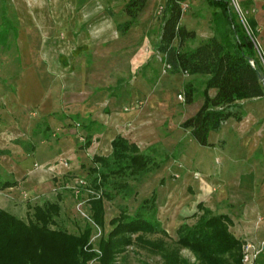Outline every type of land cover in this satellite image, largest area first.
Listing matches in <instances>:
<instances>
[{"label":"rangeland","instance_id":"1","mask_svg":"<svg viewBox=\"0 0 264 264\" xmlns=\"http://www.w3.org/2000/svg\"><path fill=\"white\" fill-rule=\"evenodd\" d=\"M127 1L77 0L78 9L70 13L69 34L62 33L59 45L46 47L45 68L37 72L46 94L51 93L57 101L56 109L44 116H35L33 109L28 108L9 114L10 124L17 126V136L28 138L35 146L48 142L46 149L56 151L64 139L73 141L70 155H61L54 167H47L55 168V175L58 168L63 169L64 174L60 172L55 178L54 190L26 208L57 203L59 213L52 228L77 235L90 224L91 243L97 251L100 238L106 237L113 228L109 221L120 212L133 215L142 201L154 193L156 216L167 236L126 235L129 243L120 248L114 264H172L168 255L192 263L191 252L176 243V229L182 222L193 225L197 221L194 215H201L195 209L197 202L216 215V169H220L221 159L212 154L211 148L198 145L189 130L180 125L200 108L207 76L171 74L166 69L163 56L157 51L161 11L166 0H147L134 22L122 33L118 25L132 21L123 12ZM230 6L239 25L244 29L248 27L255 43V56L264 70V39L258 28L250 27L248 6L243 0H230ZM182 8L180 25L195 34L194 39L184 43V50L219 37L222 30L228 29L220 19L219 10L205 0H188ZM0 9L4 14L5 6ZM4 25L8 30V24ZM8 41L13 52L0 54L2 97L19 93L16 82L23 74L17 66L20 55L14 49L16 38L12 36ZM188 87L192 88L191 103L185 101ZM208 93L213 95L214 91ZM237 104L243 111L242 119L227 120L211 137L218 152L230 155L235 174L252 175L254 190L260 191L264 186V96ZM3 110L0 102V113ZM133 110L145 112L144 121L157 133L156 141L141 144L140 148L152 156L159 169L139 183L131 182L133 194H118L110 201H103L105 224L102 229L90 219L88 199L94 194L86 182L88 169L93 166L90 158L94 154L109 156L111 153L110 137L107 138L103 123L108 126L117 112ZM2 120L5 119L0 117V125ZM10 137L14 139V135ZM10 141L12 151L20 150L14 140ZM184 160L185 175L182 176L175 172V167ZM196 174L199 179H195ZM161 180H164L163 185ZM204 183H209L210 187H204ZM262 241L264 239H254L244 244H251L258 251ZM262 255L264 251H258L247 264H256ZM88 264L99 263L92 260Z\"/></svg>","mask_w":264,"mask_h":264},{"label":"trees","instance_id":"2","mask_svg":"<svg viewBox=\"0 0 264 264\" xmlns=\"http://www.w3.org/2000/svg\"><path fill=\"white\" fill-rule=\"evenodd\" d=\"M147 0H128L123 12L132 21L119 24L125 33L134 22ZM188 0H166L161 11V29L157 51L163 56L166 69L171 74L207 76L203 102L197 112L184 120L181 128L189 130L191 138L200 146L211 147L210 133L217 132L229 119L240 121L243 111L237 102L264 96V70L255 56L254 44L244 28L237 22L229 0H205L219 10L222 22L228 26L219 37H212L193 49H183L186 41L195 37L180 25L182 6ZM250 27L253 29L251 22ZM253 63V65H252ZM213 90L214 94L209 95ZM186 103L192 102V88L185 92ZM18 144L25 145L21 141ZM89 146V142L85 144ZM0 154L4 152L0 151ZM86 182L94 191L88 199L90 219L99 228L104 227L103 201L118 194H133V183L159 169V164L149 154L118 135L111 142L109 156L95 155L91 159ZM163 184V180L160 182ZM6 186V185H4ZM202 214L193 225L182 222L176 230V243L191 252L194 262L167 258L172 264H243L244 242L229 231L225 215H213L198 204ZM25 220L0 210V264H114L123 245L129 243L126 235L138 233L167 236L157 218L154 194L143 200L133 215L120 212L109 221L113 226L106 237H101L97 251L91 243L92 227L87 224L77 235L55 226L57 203L35 205Z\"/></svg>","mask_w":264,"mask_h":264},{"label":"crops","instance_id":"3","mask_svg":"<svg viewBox=\"0 0 264 264\" xmlns=\"http://www.w3.org/2000/svg\"><path fill=\"white\" fill-rule=\"evenodd\" d=\"M243 1L251 14L249 21L254 28L259 29L260 36L264 39V0ZM77 3V0H0V8H6L4 14L0 9V54L13 52L8 40L12 36L15 37L14 49L20 55L17 66L23 71L16 82L20 87L19 93L0 96L4 109L0 117L5 119L0 125V151L4 152L0 154V210L23 220L31 211L26 205L38 203L54 190V185L57 184L55 178L58 173H63V169L58 168L55 175L56 169L53 167L61 155H70L73 141L64 139L56 151H51L49 147L46 149L45 144L48 142L35 146L28 138L24 140L17 136V126L10 124L9 114L14 115L28 108L33 109L35 116H44L46 112L56 109L57 101L51 93L46 94L43 81L37 72L45 68V52L48 50L46 47L59 45L62 33L69 34L70 13L76 12ZM4 23L8 24V30ZM54 50L53 48V52ZM144 115L145 112L141 110L127 113L119 111L110 125L103 123L102 126H106V136L110 137V150L112 140L118 135L139 148L141 144L157 140V133L148 121H144ZM212 134L215 133L209 135V141L212 143L209 148L212 149V154H216V158L221 159L220 169H216V215L228 217L229 231L237 239L243 242L264 239V186L260 191H255V179L252 175L235 174L231 169L233 161L230 155L224 156V153L216 150ZM13 135L14 139H11L10 136ZM10 140H14L13 143L19 145L20 150L12 151ZM17 141L26 144V150ZM44 141H47V138H44ZM246 147L248 148V145ZM246 147L244 145V148ZM95 155L102 156L94 154L92 157ZM51 165L52 168H47ZM184 165L185 160L175 167V172L184 176ZM6 176L10 179L7 180ZM204 187L209 188L210 184L204 183ZM198 204L202 203L197 202L195 209L202 214V211L198 210ZM202 206L212 211L203 204ZM256 264H264V255L259 257Z\"/></svg>","mask_w":264,"mask_h":264},{"label":"built area","instance_id":"4","mask_svg":"<svg viewBox=\"0 0 264 264\" xmlns=\"http://www.w3.org/2000/svg\"><path fill=\"white\" fill-rule=\"evenodd\" d=\"M232 1L234 2V0H232ZM229 3H230V0H229ZM244 30L246 31L247 35L252 40V42L254 44V49H255V43L251 37V33H249V31H248V27L246 26ZM252 65H253V63H252ZM195 179H199L198 174L195 175ZM259 248H261L260 249L261 251H264V241H262L260 243ZM260 250H258V251L260 252ZM258 251H256V248L251 244H248L246 246L244 245V255H243L242 263L247 264L249 262L250 258H252L253 256L255 257L256 254H258Z\"/></svg>","mask_w":264,"mask_h":264},{"label":"water","instance_id":"5","mask_svg":"<svg viewBox=\"0 0 264 264\" xmlns=\"http://www.w3.org/2000/svg\"><path fill=\"white\" fill-rule=\"evenodd\" d=\"M260 79H261V80H263V79H264V77H263V76H260Z\"/></svg>","mask_w":264,"mask_h":264}]
</instances>
